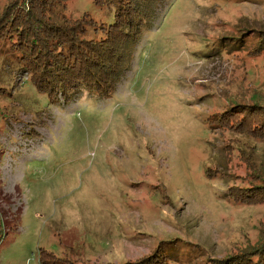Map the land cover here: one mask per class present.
I'll return each instance as SVG.
<instances>
[{
  "label": "rangeland",
  "instance_id": "374dc122",
  "mask_svg": "<svg viewBox=\"0 0 264 264\" xmlns=\"http://www.w3.org/2000/svg\"><path fill=\"white\" fill-rule=\"evenodd\" d=\"M64 10L105 17L91 0ZM245 26L264 28V0H160L105 98L46 95L0 46V264H41L42 249L72 264L120 262L162 240L192 264L253 242L264 203H233L224 189L264 144L209 125L264 89V56L235 37Z\"/></svg>",
  "mask_w": 264,
  "mask_h": 264
},
{
  "label": "trees",
  "instance_id": "16d2710c",
  "mask_svg": "<svg viewBox=\"0 0 264 264\" xmlns=\"http://www.w3.org/2000/svg\"><path fill=\"white\" fill-rule=\"evenodd\" d=\"M66 1L4 0L0 6V46H7L17 59V67L26 72L28 83L46 95L59 93L69 98L85 91L95 98L108 97L129 70L142 26L154 18L160 0H91L105 13L97 20L88 12L72 18L65 13ZM235 37L241 44L250 38L247 52L264 56V28L245 26ZM212 124L254 134L264 144V89L251 92L248 98L233 99L216 112L209 122ZM252 152L245 155L244 180L231 182L224 189L228 192L225 198L233 203H264V149L254 158ZM211 168L205 169L209 177L224 174L216 167L211 173ZM256 237L253 242L244 238L220 256L203 252L193 255L195 261L190 262L264 264V219L258 223ZM164 241L134 259L77 264H183L168 256L164 248L175 245V241ZM189 244L202 250L198 243ZM39 261L72 264L44 249L40 250Z\"/></svg>",
  "mask_w": 264,
  "mask_h": 264
}]
</instances>
